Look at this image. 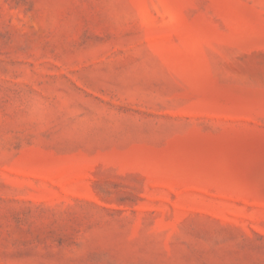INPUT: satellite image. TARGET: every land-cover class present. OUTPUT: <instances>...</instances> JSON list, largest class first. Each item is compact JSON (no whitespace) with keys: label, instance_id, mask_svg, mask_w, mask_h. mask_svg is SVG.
<instances>
[{"label":"rangeland","instance_id":"374dc122","mask_svg":"<svg viewBox=\"0 0 264 264\" xmlns=\"http://www.w3.org/2000/svg\"><path fill=\"white\" fill-rule=\"evenodd\" d=\"M0 264H264V0H0Z\"/></svg>","mask_w":264,"mask_h":264}]
</instances>
